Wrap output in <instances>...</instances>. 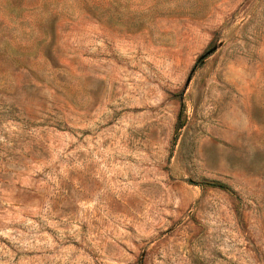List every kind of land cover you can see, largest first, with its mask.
Masks as SVG:
<instances>
[{
  "label": "rangeland",
  "instance_id": "1",
  "mask_svg": "<svg viewBox=\"0 0 264 264\" xmlns=\"http://www.w3.org/2000/svg\"><path fill=\"white\" fill-rule=\"evenodd\" d=\"M0 264H264V0H0Z\"/></svg>",
  "mask_w": 264,
  "mask_h": 264
},
{
  "label": "trees",
  "instance_id": "2",
  "mask_svg": "<svg viewBox=\"0 0 264 264\" xmlns=\"http://www.w3.org/2000/svg\"><path fill=\"white\" fill-rule=\"evenodd\" d=\"M212 185L218 186V187H223L221 184H216V183H212Z\"/></svg>",
  "mask_w": 264,
  "mask_h": 264
},
{
  "label": "water",
  "instance_id": "3",
  "mask_svg": "<svg viewBox=\"0 0 264 264\" xmlns=\"http://www.w3.org/2000/svg\"><path fill=\"white\" fill-rule=\"evenodd\" d=\"M211 50H212V49H211ZM211 50H209L208 52H210ZM208 52H207V53H208Z\"/></svg>",
  "mask_w": 264,
  "mask_h": 264
}]
</instances>
